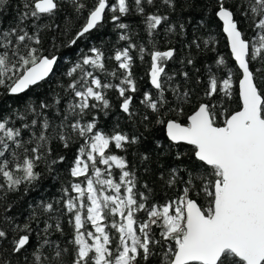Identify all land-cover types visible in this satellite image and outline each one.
I'll list each match as a JSON object with an SVG mask.
<instances>
[{"label":"snow or ice","instance_id":"obj_1","mask_svg":"<svg viewBox=\"0 0 264 264\" xmlns=\"http://www.w3.org/2000/svg\"><path fill=\"white\" fill-rule=\"evenodd\" d=\"M213 3L240 73L238 92L231 69L216 74L228 67L223 56L215 59V69L206 66L202 92L177 83L178 76L191 80L188 71L166 70L176 60V49L159 50L155 35L166 24V33L185 36L183 14L197 7V0H160L159 7L157 0H0V90L7 96L19 98L43 88L56 74V51L73 48L106 21L127 42L110 57L116 62L111 70L105 52L89 47L79 52L51 95L25 101L7 116L0 110V264H264V0ZM62 10H67L63 27L55 23ZM131 15L141 17L150 49L133 40L131 26L124 22ZM47 33H52V51L45 47ZM57 33L69 37L67 42L57 45ZM214 44V39L194 35L185 46L204 51L214 50ZM133 49L142 62L150 57L146 74L155 89L143 93L142 113L133 108L139 91ZM179 63L200 71L191 53ZM110 91L117 93L119 111L130 122L146 131L153 125L164 128L169 144L157 148L167 147L177 163L160 173V181L168 190L179 188L174 200L153 202L149 185L144 183L141 191L136 172L124 156L114 154L113 147L127 151L143 134L100 129L98 114L108 116L113 108ZM185 105L192 111L182 122L178 117L184 116ZM172 113L175 117L169 118ZM181 144L190 147L181 151ZM53 145L65 150L77 145L68 168L73 179L61 187L59 199L30 205L28 219L20 224L9 215L8 194L22 187L28 191L45 172L54 174L66 162ZM113 167L120 170L118 181ZM65 216L70 239L57 242L50 237L65 235Z\"/></svg>","mask_w":264,"mask_h":264},{"label":"trees","instance_id":"obj_2","mask_svg":"<svg viewBox=\"0 0 264 264\" xmlns=\"http://www.w3.org/2000/svg\"><path fill=\"white\" fill-rule=\"evenodd\" d=\"M89 4L93 2V0H88ZM231 4V0H229ZM198 6L194 9L187 11L183 14L184 19L183 23L186 28V35L181 37L177 35H171L166 33L165 29L167 25H162L159 27L155 39L156 44L159 50L164 51L169 47H173L176 49V60L170 61L167 64L166 70L169 73H173L175 71L184 69L191 74V80L185 82L183 77H177V83L183 84L186 88L193 89L194 92H202L205 87V83L207 81V72L206 66H212L215 69L214 61L219 58V56H223L225 58L227 68L221 69L217 71L218 76H222L229 69H231L234 78V88L238 92V80L240 77V73L237 70L235 62L231 58V53L229 51L227 39L222 30V24L219 19L214 15L215 8L213 0H197ZM160 6V0H157V7ZM11 8H15V3L11 5ZM147 11H154L153 8L149 7ZM161 14H167V9L160 8ZM67 14V10H62L57 18H55V23L60 24L63 27L64 16ZM6 17L11 16V12L8 11L5 13ZM239 15H237V19H239ZM170 21L175 23L177 21V14H173L170 16ZM47 22V21H46ZM83 21L80 20L75 24L73 31L79 28L80 23ZM124 22L129 23L131 26V30L133 33V40L137 43H143L148 45V37L145 31V25L142 23V19L140 16L131 15L124 18ZM241 28H244V25L241 24ZM56 44L60 45L62 42L66 43L69 37L60 36L59 33L56 34ZM120 35V30L114 28L112 22L106 21L104 25L94 31L92 35L78 42L73 48L68 49L66 47H60L58 51H56V55L60 57V61L56 66V74L51 78V80L41 89H34L32 92H29L27 96H21L19 98L14 96H7L3 94V91L0 90V110H3L5 116L14 108H20L21 105L25 102L38 101L39 99H43L45 93L51 95L52 90L58 88L59 84L63 83L66 79L64 73L71 67L72 63H74L77 59V56L81 50L87 52L89 47L96 46L100 47L104 52L106 58V65L109 70L116 66V62L110 57L114 54L116 49H122L127 46V42L120 41L118 39ZM198 36L201 40L205 39H214L215 44L212 46L214 50H204L197 51L195 48L189 50L185 45L189 40L192 39L193 36ZM251 35V33H249ZM52 33H47L44 37L45 39V47H48L50 51H52L50 47V38ZM149 49L151 45H148ZM191 53L192 58L196 61V68L200 71L197 74L196 69L191 66H185L179 63L186 55ZM131 54L135 58V64L133 66V73L137 81V85L139 91L135 94L133 108L138 112H144V106L140 104V100L143 97V93L145 91L155 92V89L151 88V85L148 81L147 70L150 65V57L145 56L144 61L142 62L139 59L138 52L133 49ZM255 63L253 67H255ZM200 79L201 83L197 84V79ZM113 83H119L118 80H112ZM109 98L113 105L108 116H104L102 113L98 114V123L100 129L106 133H111L113 130L123 131L125 134L132 135H140L141 142L139 144L130 145L127 148V151H121L119 149H115L113 147L114 154L122 155L126 159L129 164L131 170L135 171L138 178L139 184L138 188L143 191V184L147 183L149 188H151L154 192L153 202H169L176 198V193L179 191V188L168 190L166 189L161 181H160V173L165 172L169 166H174L177 162L174 157L169 155L167 147L157 148V144L168 145L169 141L167 139L165 130L162 126L153 125L149 131H146L143 125H136L130 122L125 118V114L121 113L118 108V95L115 91L109 92ZM184 116L178 117L182 122L186 120L187 115L191 114L192 106L185 105ZM232 108H238V97L235 102L232 103ZM175 114H169V118H174ZM90 119V117H88ZM155 119V117H153ZM118 125V127H117ZM17 126H19L17 124ZM25 138L28 136V132L24 133ZM55 152L57 155H65L66 162L57 166V171L54 174L44 173L43 178L38 182V184L30 188L28 191H25L22 187L18 192L9 193L7 197L6 203H10L12 205L11 212L9 215L15 216L16 221L20 224H23L29 217V214L32 211V208L29 206L35 207L37 204L44 202H52L56 199H59L62 195L60 189L62 186H66L67 182L72 180L68 175V168L71 165L74 155L75 149L77 145H73L71 150H65L57 145H53ZM187 145H180L181 151L189 148ZM176 151L175 148L172 150ZM149 155L150 159L147 161H143L141 159L142 156ZM187 159L185 158V163ZM103 167V166H101ZM41 170H43V165H41ZM113 179L118 181L119 169H115L113 167ZM83 178H80L82 182ZM110 191V190H109ZM72 195H76L72 193ZM202 204H206V201H200ZM3 212V208L0 207V213ZM138 219H143V213H137ZM43 217L40 220V228L44 227ZM68 218L65 216L63 218V225L65 235L60 236L59 233H54L50 238L56 240L57 242H63L67 239H70L71 228L67 222ZM33 228H36V222H33ZM90 228L91 226L88 225ZM157 236L159 230L156 229ZM33 243H39L36 233L32 234ZM47 247V246H45ZM31 248V246H30ZM155 264V261H153Z\"/></svg>","mask_w":264,"mask_h":264},{"label":"water","instance_id":"obj_3","mask_svg":"<svg viewBox=\"0 0 264 264\" xmlns=\"http://www.w3.org/2000/svg\"><path fill=\"white\" fill-rule=\"evenodd\" d=\"M220 23L222 24V21H220ZM222 29H223V25H222ZM224 33V32H223ZM224 35H225V37H226V39H227V36H226V34L224 33ZM227 43H228V41H227ZM229 51H230V49H229ZM234 61V60H233ZM235 62V61H234Z\"/></svg>","mask_w":264,"mask_h":264}]
</instances>
